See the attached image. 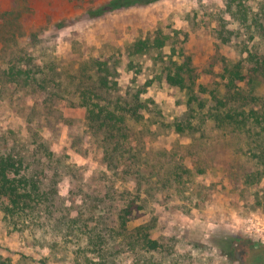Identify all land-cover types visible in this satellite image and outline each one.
Here are the masks:
<instances>
[{
  "label": "rangeland",
  "instance_id": "obj_1",
  "mask_svg": "<svg viewBox=\"0 0 264 264\" xmlns=\"http://www.w3.org/2000/svg\"><path fill=\"white\" fill-rule=\"evenodd\" d=\"M105 1L0 0V14L18 15L21 25H14L19 31L11 46L4 40L10 27L0 20V68L7 55L22 49L34 58L38 73L55 63L60 85L54 89L94 88L104 76L119 95L141 90L154 101L159 118L145 113L131 126L134 151L113 170L86 129L75 96L57 102L56 124L38 120L34 126L62 164L56 175L46 170V185L53 184L66 200L78 188L87 194H103L111 186L128 191L134 208L128 229L148 227L144 231L158 247L125 251L116 245L102 253L106 257L89 248L80 254L77 248L84 243L53 221L14 227L0 212V264H243L250 247L264 244V171L247 185L245 175L256 168L247 151H236V144L225 143L209 126L196 127L201 108L195 114L187 106L189 91L162 81L171 63L182 67L204 112L211 106L210 91H223L218 81L224 66L246 56L242 43L248 37L232 17V0H158L98 18L84 15ZM236 1L247 14L258 13L264 2ZM232 31L234 37H224ZM246 45L264 59V38L255 34ZM83 67L85 82L77 84ZM257 88L264 94V82ZM33 102L28 96L14 107L0 103V136L9 133V145L28 142L25 117ZM183 122L194 131L169 129ZM177 167L189 171L181 183L172 179ZM117 201L122 204L123 197ZM231 239L233 249L226 251Z\"/></svg>",
  "mask_w": 264,
  "mask_h": 264
},
{
  "label": "trees",
  "instance_id": "obj_2",
  "mask_svg": "<svg viewBox=\"0 0 264 264\" xmlns=\"http://www.w3.org/2000/svg\"><path fill=\"white\" fill-rule=\"evenodd\" d=\"M156 1L158 0H106L92 10L85 11L84 15L98 18L118 10L147 6ZM229 4L232 7V17L244 27V37H248L242 43V51L246 56L224 66L218 81L223 91H210L211 106L204 112L205 105L189 90L193 84L181 73L182 67L171 63L162 81L168 86L189 91L186 94L187 106L195 114L198 107L201 108V112L197 114L200 116L194 123L196 127L209 126L225 143L236 144V151H247L256 167L255 171L245 175V183L251 185L264 171V94L257 88L264 82V59L251 51L246 43L255 34L264 38V2L256 14H247L236 0ZM10 16L12 12H4L0 14V20L3 27H10L4 40L14 46L17 42L15 29L21 25L17 22L18 15L16 19ZM235 34L232 31L224 37L230 39ZM30 38L35 41L37 35L33 34ZM138 45L140 48L145 47L144 43ZM4 59V66L0 68V103L14 107L21 99L32 96L34 105L25 117L28 142L9 145V133L0 136V212L3 218L13 223L14 227L30 224L33 227L42 219L53 221L58 228L74 235L77 242L79 240L84 243L77 248L80 254L89 248L106 257L102 253L111 252L116 245L125 251L135 250L136 246L145 251L156 249L157 242L150 238L148 231H144L148 227L128 229L127 224L134 212L128 191L118 193L111 186L105 188L103 194L99 191L87 194L78 188L66 200L59 195L53 184H45L46 170L53 169L56 175L62 164L39 136L38 126H34L38 120L46 125L52 122L56 124L61 119L57 102L75 96L76 107L84 114L86 129L95 139L96 146L103 150L108 168L113 170L116 161H121L125 156L130 159V153L134 151L131 146V126L141 123L145 113L159 118L160 112L154 101L143 98L145 93L141 90L125 96L119 95L115 84H109L108 78L104 76L97 78L94 88L81 86L76 92L54 89L53 87L60 85L56 80L54 62H50L38 73L34 58L23 55L22 49ZM81 72L76 79L77 84L85 82L87 68L83 67ZM186 128L189 132L194 131L190 122L169 126V129L178 133L186 131ZM64 168L67 172L68 168ZM184 175L188 176L189 171L181 172L177 167L172 179L181 183ZM118 197H123L122 204H118ZM261 199H264V191ZM234 241L231 239L225 243L226 251L233 249Z\"/></svg>",
  "mask_w": 264,
  "mask_h": 264
},
{
  "label": "flooded vegetation",
  "instance_id": "obj_3",
  "mask_svg": "<svg viewBox=\"0 0 264 264\" xmlns=\"http://www.w3.org/2000/svg\"><path fill=\"white\" fill-rule=\"evenodd\" d=\"M243 264H264V244L257 243L250 247Z\"/></svg>",
  "mask_w": 264,
  "mask_h": 264
},
{
  "label": "built area",
  "instance_id": "obj_4",
  "mask_svg": "<svg viewBox=\"0 0 264 264\" xmlns=\"http://www.w3.org/2000/svg\"><path fill=\"white\" fill-rule=\"evenodd\" d=\"M260 237H263L260 233L258 234Z\"/></svg>",
  "mask_w": 264,
  "mask_h": 264
}]
</instances>
